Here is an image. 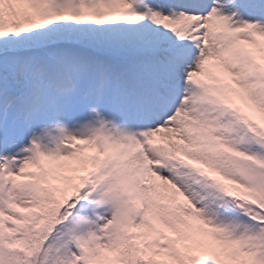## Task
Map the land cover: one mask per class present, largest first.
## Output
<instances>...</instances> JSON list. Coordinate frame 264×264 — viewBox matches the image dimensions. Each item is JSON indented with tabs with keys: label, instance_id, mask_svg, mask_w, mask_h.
<instances>
[{
	"label": "snow or ice",
	"instance_id": "snow-or-ice-1",
	"mask_svg": "<svg viewBox=\"0 0 264 264\" xmlns=\"http://www.w3.org/2000/svg\"><path fill=\"white\" fill-rule=\"evenodd\" d=\"M0 264H264V0H0Z\"/></svg>",
	"mask_w": 264,
	"mask_h": 264
}]
</instances>
